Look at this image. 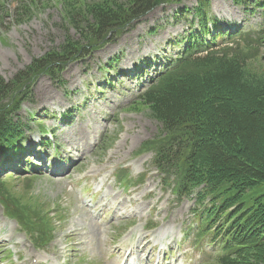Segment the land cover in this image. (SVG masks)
Wrapping results in <instances>:
<instances>
[{
    "label": "rangeland",
    "instance_id": "374dc122",
    "mask_svg": "<svg viewBox=\"0 0 264 264\" xmlns=\"http://www.w3.org/2000/svg\"><path fill=\"white\" fill-rule=\"evenodd\" d=\"M130 1L0 0V79L15 85L17 95L31 91L34 100L33 104L24 101L18 112L26 120L34 112L33 120L27 121L34 124L29 125L31 138L17 155L19 160L0 157V264H105L109 248L120 243L130 229L145 230L150 249L156 235L168 232L166 228H173L178 236L182 226L188 236L187 225L189 238L181 242L176 258L185 264H217L216 245L207 248L203 236L195 242L193 233V215L209 199L200 206L195 195L181 196L176 190L178 175L158 173L153 167V152L171 142L136 98L153 78V70L180 54L189 34H198L197 26L185 20L194 15L190 9L201 5L200 0L160 3L134 29L67 63L60 75L64 86H57L46 75L38 76L29 88L24 82H13L34 61L49 52L63 51L67 42L76 49L92 43L85 30L94 22V13H88L92 7L121 8ZM206 2L216 20V27L206 30H224L230 36L238 27L240 32L244 28L249 41L264 33L254 34L263 29L256 28L258 16L246 14L232 0ZM220 43L217 56L242 55L250 63L256 58L244 69L243 79L264 93V45L257 43L252 48L251 42L244 52L242 46L224 47L225 40ZM109 62L106 72L100 70ZM138 64V78L125 75ZM145 74L148 77L139 81ZM40 126L45 128L42 135ZM118 168L124 170L113 174ZM72 185L78 189L75 194ZM104 205L108 206L107 221L115 209H124L98 228L93 216ZM34 238L44 248L34 247Z\"/></svg>",
    "mask_w": 264,
    "mask_h": 264
},
{
    "label": "trees",
    "instance_id": "16d2710c",
    "mask_svg": "<svg viewBox=\"0 0 264 264\" xmlns=\"http://www.w3.org/2000/svg\"><path fill=\"white\" fill-rule=\"evenodd\" d=\"M168 1L131 0L121 8L92 7L88 13H94V22L85 29L92 43L76 49L67 42L63 51L49 52L34 61L13 82H24L29 88L38 76L47 75L62 86L59 74L67 63L115 41L134 22ZM206 1H200V7L207 5ZM235 4L259 8L264 27V0H237ZM200 7L196 16L204 23L206 14ZM250 43L252 48L257 43L264 45V33L255 41L240 37L231 46H242V51L248 52ZM221 48L204 55L190 52L179 59L139 94L138 101L148 108L171 142L153 152L154 167L163 174L178 175L176 190L181 196L195 195L200 206L209 199L208 216L202 222L207 231L221 219L213 231L214 238L221 242L216 263L264 264V93L258 85L243 79L244 69L256 58L250 63L242 55L217 56ZM10 84L0 79L3 154L25 139L27 129L17 117L22 103L32 100L31 91L17 95L16 86ZM34 241L42 245L36 238Z\"/></svg>",
    "mask_w": 264,
    "mask_h": 264
},
{
    "label": "bare ground",
    "instance_id": "6f19581e",
    "mask_svg": "<svg viewBox=\"0 0 264 264\" xmlns=\"http://www.w3.org/2000/svg\"><path fill=\"white\" fill-rule=\"evenodd\" d=\"M84 134H85V133H84ZM123 203H124V202H123ZM119 205H120V204H119ZM123 205H124V204H123ZM120 206H122V205H120ZM121 209H124V208L121 207ZM121 209H119V210H121ZM166 229L168 230V232H165V230L161 231L158 235H156L157 238L163 239V237H168V236H169V238H170V235L174 233V229H173V228H166ZM97 233H98V232H97ZM90 234H91V233H90ZM27 255H30V253L27 254Z\"/></svg>",
    "mask_w": 264,
    "mask_h": 264
}]
</instances>
